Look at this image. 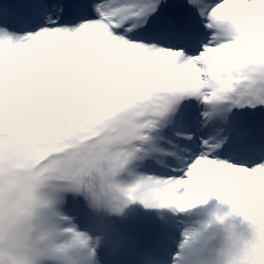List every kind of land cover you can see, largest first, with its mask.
<instances>
[{
    "label": "snow or ice",
    "instance_id": "snow-or-ice-1",
    "mask_svg": "<svg viewBox=\"0 0 264 264\" xmlns=\"http://www.w3.org/2000/svg\"><path fill=\"white\" fill-rule=\"evenodd\" d=\"M11 4L0 190L5 177L25 197L51 189L52 255L173 264L169 214L213 196L264 224V0ZM134 206L149 216L129 221Z\"/></svg>",
    "mask_w": 264,
    "mask_h": 264
},
{
    "label": "clouds",
    "instance_id": "clouds-1",
    "mask_svg": "<svg viewBox=\"0 0 264 264\" xmlns=\"http://www.w3.org/2000/svg\"><path fill=\"white\" fill-rule=\"evenodd\" d=\"M232 63L240 62L232 61L215 73L206 69L208 82L232 71ZM50 192L42 185L25 197L19 189L10 191L5 177L0 190V264H68L65 256L50 253L54 242L63 243L50 235L52 217L46 207ZM222 202L187 226L173 264H264V224Z\"/></svg>",
    "mask_w": 264,
    "mask_h": 264
},
{
    "label": "rangeland",
    "instance_id": "rangeland-1",
    "mask_svg": "<svg viewBox=\"0 0 264 264\" xmlns=\"http://www.w3.org/2000/svg\"><path fill=\"white\" fill-rule=\"evenodd\" d=\"M12 2H14V0H0V3H3L4 4V7L6 9L12 6V4H11ZM68 199H72V197L69 195ZM222 204H223V202L220 201L218 197L213 196L205 204L200 205V206L196 207L195 209L190 210L189 212L183 213V214H187V215H190V216L191 215L196 216L197 218L196 219L194 218L192 220V222H191V223H193L194 221H197L198 219H201V218L205 217L208 214V212H209L210 209H213V208H216V207H220V206H222ZM127 215H128L129 221H132V220H135V219H143V218H146V217L149 216V213L146 210H144L143 208L139 207V206H134L133 208L127 210ZM181 216H182V214H181ZM183 217H184V215H183ZM181 218L180 217H178V218L172 217L171 214H169L168 221L169 220L171 221L172 219H181ZM188 218L189 217L187 216V219ZM181 221L184 222V220H181ZM119 223H121L124 226H127L129 229H137L138 227H140L134 221L133 222H130V223L128 221H119ZM171 228L173 229V227L170 226L169 227L170 230H169V232L167 234L169 236L174 235L175 232H176L175 230H172ZM181 240L180 239H177L176 240V239H172V238L166 239V247L167 246L169 247L170 245L174 244L175 245L174 246L175 249L173 250L172 253H175L176 250H177V246H178V244H179V242ZM166 250H167V248H166ZM115 264H124V262L123 261H116Z\"/></svg>",
    "mask_w": 264,
    "mask_h": 264
},
{
    "label": "bare ground",
    "instance_id": "bare-ground-1",
    "mask_svg": "<svg viewBox=\"0 0 264 264\" xmlns=\"http://www.w3.org/2000/svg\"><path fill=\"white\" fill-rule=\"evenodd\" d=\"M183 215H184V217H183ZM187 214H182V216L180 215L179 217L181 218V219H172L171 221L169 220L168 221V225H169V227L170 226H172L173 227V229L172 230H175L176 232H175V234L174 235H171V236H169V235H167V238L166 239H170V238H172V239H182V234H183V232H184V230L187 228V226L188 225H190V224H192L191 222H192V220L195 218H197L196 216H194V215H187L189 218L187 219V216H186ZM181 220H184V222H182ZM180 236V237H179ZM169 241V240H168ZM175 245L174 244H172V245H170L169 247L167 246L166 248H167V250H170L171 252H173V250L175 249V247H174ZM170 248V249H169Z\"/></svg>",
    "mask_w": 264,
    "mask_h": 264
}]
</instances>
